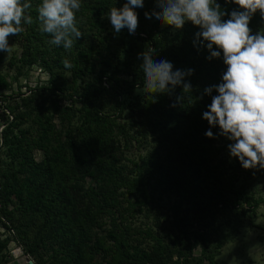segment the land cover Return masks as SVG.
Here are the masks:
<instances>
[{
  "label": "trees",
  "instance_id": "trees-1",
  "mask_svg": "<svg viewBox=\"0 0 264 264\" xmlns=\"http://www.w3.org/2000/svg\"><path fill=\"white\" fill-rule=\"evenodd\" d=\"M25 2L32 23L22 20L15 36L21 53L12 57L19 63L14 79L35 65L48 77L17 90L0 71L13 116L0 115V227L14 232L34 264H221L224 243L212 241L214 222L224 212H254L262 198L240 182L264 180V169L246 170L230 157L229 141L205 135L211 97L200 96L221 82L223 57L207 59L190 22L174 30L146 18L155 0L136 9L134 35L126 28L117 35L101 19L126 0H80L76 26L84 35L71 50L42 32V0ZM217 2L229 14L237 8ZM249 26L253 34L264 30L259 13ZM147 48L174 70L194 69L192 91L174 108L182 88L156 97L137 88V54ZM4 59L1 53L0 65ZM9 241L0 239V264L13 259Z\"/></svg>",
  "mask_w": 264,
  "mask_h": 264
},
{
  "label": "clouds",
  "instance_id": "clouds-1",
  "mask_svg": "<svg viewBox=\"0 0 264 264\" xmlns=\"http://www.w3.org/2000/svg\"><path fill=\"white\" fill-rule=\"evenodd\" d=\"M225 3H234L237 8L229 14L217 0H155V8L145 12V17H155L174 30L190 22L199 29L197 41L210 52L207 59L223 57L227 67L221 82L205 87L200 96L211 97L208 110L202 114L209 125L205 135L229 141L230 157L238 158L244 169H264V30L253 34L249 26L257 13L264 20V0ZM144 4L145 0H126L122 8L112 7L101 19L107 18L117 35L125 28L134 35L139 24L136 9ZM31 7L28 2L21 4V0H0V51L11 52L9 37L24 30L22 20L32 23L31 16L26 15ZM80 7V0H42L38 18L42 32L51 35V44L71 50L74 41L84 35L76 26L75 13ZM225 16L230 18L225 20ZM153 53L154 49L147 48L137 54L143 73V85L138 83L137 88L146 97L172 94L177 87L182 88V95L171 105L174 108L192 91L188 78L194 69L174 70L172 62L157 60ZM62 63L66 69L73 67L67 59ZM214 91L217 95H212ZM215 128L219 129L216 133L212 130Z\"/></svg>",
  "mask_w": 264,
  "mask_h": 264
},
{
  "label": "rangeland",
  "instance_id": "rangeland-1",
  "mask_svg": "<svg viewBox=\"0 0 264 264\" xmlns=\"http://www.w3.org/2000/svg\"><path fill=\"white\" fill-rule=\"evenodd\" d=\"M11 52L6 53L4 62L0 65V71L8 75L12 80L15 89H26L29 82L34 85L39 78L46 79L47 73L40 71L37 65L26 69L17 80L14 79L17 74L19 63L11 64L12 57H19L21 46L15 39V36L9 37ZM17 61V60H15ZM39 159L40 155H36ZM247 183L249 192H254L256 197L262 198L260 206L252 212L251 209L239 210L237 214L223 213L221 218L214 222L212 241L216 243L223 241L217 260L221 264H264V180L254 178L249 181L242 180L240 184ZM221 213L219 214V216ZM0 229H3L0 227ZM200 249H196V254Z\"/></svg>",
  "mask_w": 264,
  "mask_h": 264
},
{
  "label": "built area",
  "instance_id": "built-area-1",
  "mask_svg": "<svg viewBox=\"0 0 264 264\" xmlns=\"http://www.w3.org/2000/svg\"><path fill=\"white\" fill-rule=\"evenodd\" d=\"M10 94V92H5V93H0V115L4 114V113H8L10 115L11 118H13V116L10 114V111L6 108V100L4 98V95ZM2 124H0V134L1 131L3 129ZM7 237H9L10 241L8 244V250H10L12 256L14 259L17 258H21L23 257L26 262L28 264H34L33 260L30 259L25 252L22 250V248L18 245V243L16 242L15 238H14V232L13 231H8L6 229H0V239L4 240Z\"/></svg>",
  "mask_w": 264,
  "mask_h": 264
},
{
  "label": "crops",
  "instance_id": "crops-1",
  "mask_svg": "<svg viewBox=\"0 0 264 264\" xmlns=\"http://www.w3.org/2000/svg\"><path fill=\"white\" fill-rule=\"evenodd\" d=\"M6 264H28V263L26 262V260L23 257H21V258H17V259L11 258L10 261Z\"/></svg>",
  "mask_w": 264,
  "mask_h": 264
}]
</instances>
